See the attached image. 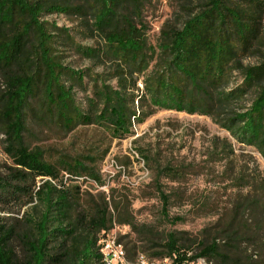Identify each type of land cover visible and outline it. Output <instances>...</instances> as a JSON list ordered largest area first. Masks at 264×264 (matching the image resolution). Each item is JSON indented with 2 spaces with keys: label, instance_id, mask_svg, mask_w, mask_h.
I'll return each mask as SVG.
<instances>
[{
  "label": "trees",
  "instance_id": "16d2710c",
  "mask_svg": "<svg viewBox=\"0 0 264 264\" xmlns=\"http://www.w3.org/2000/svg\"><path fill=\"white\" fill-rule=\"evenodd\" d=\"M199 1V10L182 27L163 31L158 44L162 68L146 79L148 99L157 108L217 116L256 85L250 106L232 112L223 126L264 155V63L246 68L241 84L224 88L231 64L259 35L257 21L233 0ZM244 1L259 10L264 6V0ZM140 2L98 0L94 27L103 46H78L77 50L145 71L147 41L132 17ZM72 9L45 0H0V132L14 164L8 175L0 172V196L20 195L25 187L16 182L26 181L30 175L46 179L31 193V200L36 198L43 211L28 220L31 228L22 239V256L13 243L14 230L0 221V264H46L50 259L53 264H103L98 244L103 233L115 221L137 228L131 202L116 201L113 190L110 197L103 194L83 204L66 182L60 186L53 182L59 177L58 166L44 161L42 152L26 143L25 133L33 119L53 122L65 132L79 125L99 124L117 137H126L132 133L134 121L143 122L150 114L138 112L136 96L127 93L126 83L114 89L99 78L88 98L89 109L77 102L75 87L87 88L86 73L62 63L56 47L59 41L49 22L42 19L45 12ZM86 160L93 158H66L60 167L71 179L89 177L101 182ZM245 188L246 193L235 194L214 222L192 237L184 236L186 232L162 236L160 243L152 245L159 248L150 256L167 258L170 264H195L200 258L209 264H264V179L254 177ZM161 197L166 209L169 196L161 192ZM60 237L63 242L71 240L70 246L59 256L50 255L52 240Z\"/></svg>",
  "mask_w": 264,
  "mask_h": 264
},
{
  "label": "rangeland",
  "instance_id": "374dc122",
  "mask_svg": "<svg viewBox=\"0 0 264 264\" xmlns=\"http://www.w3.org/2000/svg\"><path fill=\"white\" fill-rule=\"evenodd\" d=\"M233 1L252 13L259 35L253 46L231 64L226 89L244 81L246 68L264 63V6L259 10L244 0ZM45 2L73 8L68 13L45 12L42 19L49 22L51 32L59 41L56 47L62 63L86 73L83 78L87 88L75 87L76 99L82 108L89 109L88 98L92 96L95 79L99 78V82L114 89L126 83L127 93L136 96L138 112L149 111L150 114L143 122L134 121L132 133L126 137H117L99 124L79 125L74 131L65 132L53 122L33 119L25 133L26 143L30 149L41 151L44 161L58 166L59 177L53 182L59 186L66 182V187L83 204L99 199L103 194L110 197L113 190L116 201L131 202L136 230L116 221L110 229L116 225L118 238L130 262L143 264V261H136L141 254L150 261L161 260L150 255L158 250L159 247H151L160 243L162 236L186 232L184 236L192 237L214 222L225 207H229L235 194H245L249 181L254 177L264 179V155L256 147L238 140L223 126L224 118L232 112H241L250 106L257 86L253 85L243 96L233 99L217 116L162 109L151 104L146 79L162 68L158 44L163 31L182 27L184 21L199 10L202 4L199 0H141L132 17L147 41L149 62L143 72L107 56L93 58L77 50L78 46H103L100 33L94 27L98 0ZM4 138L0 132V172L8 175L14 164L6 153ZM70 157L93 158V161L85 162L94 169L101 182L89 177L71 179L60 167L61 162ZM44 180L30 175L26 181L16 182L25 187L20 195L8 199L0 196V221L14 230L13 243L20 256L23 254L22 239L31 228L28 220L37 218L43 211L36 198L31 200V193ZM161 192L169 196L166 209ZM63 241L62 237L54 238L49 254L59 256L70 246L71 240ZM162 263L170 264L169 260H162ZM46 264L53 263L50 259ZM195 264L209 263L200 258Z\"/></svg>",
  "mask_w": 264,
  "mask_h": 264
},
{
  "label": "built area",
  "instance_id": "2783aa9c",
  "mask_svg": "<svg viewBox=\"0 0 264 264\" xmlns=\"http://www.w3.org/2000/svg\"><path fill=\"white\" fill-rule=\"evenodd\" d=\"M101 242L104 243V249L106 256L109 257V262L112 264H134L127 258V253L123 243L118 238L117 227H114L107 232L103 233ZM162 260H168L167 258L158 261H150L144 255H139L136 261H144L146 264H162Z\"/></svg>",
  "mask_w": 264,
  "mask_h": 264
},
{
  "label": "bare ground",
  "instance_id": "6f19581e",
  "mask_svg": "<svg viewBox=\"0 0 264 264\" xmlns=\"http://www.w3.org/2000/svg\"><path fill=\"white\" fill-rule=\"evenodd\" d=\"M99 253L102 255V263L103 264H112L109 262V257L106 256V254H105L104 243L101 242V240L99 242ZM143 264H146V262L143 261Z\"/></svg>",
  "mask_w": 264,
  "mask_h": 264
}]
</instances>
